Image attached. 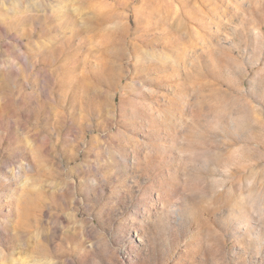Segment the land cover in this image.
Masks as SVG:
<instances>
[{
  "label": "rangeland",
  "instance_id": "rangeland-1",
  "mask_svg": "<svg viewBox=\"0 0 264 264\" xmlns=\"http://www.w3.org/2000/svg\"><path fill=\"white\" fill-rule=\"evenodd\" d=\"M0 264H264V0H0Z\"/></svg>",
  "mask_w": 264,
  "mask_h": 264
}]
</instances>
